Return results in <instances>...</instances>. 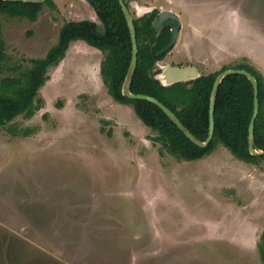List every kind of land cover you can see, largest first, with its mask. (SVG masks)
<instances>
[{"label": "rangeland", "instance_id": "rangeland-1", "mask_svg": "<svg viewBox=\"0 0 264 264\" xmlns=\"http://www.w3.org/2000/svg\"><path fill=\"white\" fill-rule=\"evenodd\" d=\"M55 2L36 20L2 15L0 81L44 57L67 21L103 29L89 0ZM129 4L134 17L152 8L157 21L179 16L162 72L248 63L264 75V0ZM103 57L73 41L49 68L35 112L0 126V264H263L264 159L241 160L221 143L201 159L170 153L110 94Z\"/></svg>", "mask_w": 264, "mask_h": 264}, {"label": "trees", "instance_id": "trees-1", "mask_svg": "<svg viewBox=\"0 0 264 264\" xmlns=\"http://www.w3.org/2000/svg\"><path fill=\"white\" fill-rule=\"evenodd\" d=\"M102 21L91 19L71 20L63 24L59 39L44 57L33 58L32 65L20 77H6L0 81V126L6 125L17 115H32L40 106L35 100L39 89L48 79L49 68L67 56L71 43L83 39L102 50L101 76L113 98L123 104L134 106L138 117L154 131L156 138L170 153L187 160L201 159L211 154L218 144L229 149L237 158L257 163L264 155L251 151L249 126L254 113V85L242 73H232L222 80L216 98L215 133L211 142L201 146L186 133L155 102L133 98L125 94L124 85L129 73L133 43L131 30L120 0H89ZM129 4V0H125ZM44 5L56 8L55 0L41 3L17 0H0V24L3 14L28 17L36 20ZM160 10L155 8L142 16L134 17L139 45L138 65L133 77L131 91L157 97L169 106L184 124L201 141H206L210 131V101L215 80L224 66L190 80L164 84L158 77L162 70L156 66L166 54L160 53L171 40V30L155 23ZM1 33V28H0ZM4 43L0 37V58H4ZM246 68L259 81L260 112L255 121L254 146L264 150V75L248 63ZM264 264V230L258 242Z\"/></svg>", "mask_w": 264, "mask_h": 264}, {"label": "water", "instance_id": "water-1", "mask_svg": "<svg viewBox=\"0 0 264 264\" xmlns=\"http://www.w3.org/2000/svg\"><path fill=\"white\" fill-rule=\"evenodd\" d=\"M17 1L41 3V2H45L47 0H17ZM120 3L122 5L123 11L125 13V16L127 18V21H128V24H129V27H130V30H131L132 43H133L132 61H131L129 73H128V76H127V80H126L125 85H124L125 94L130 96V97H133V98L147 99V100L155 102L157 105H159L170 116V118H172V120L186 133V135L191 140H193L194 142H196L197 144H199L201 146H206V145H208L211 142V140L214 137V133H215L216 98H217L218 89H219V86H220L222 80L224 79V77H226L227 75L232 74V73L245 74L253 82L254 92H255L254 113H253V117H252V120H251V123H250V126H249L250 148H251V151L253 153L264 155V150L263 149H257L254 146L255 121H256L257 116H258V114L260 112L259 81H258L256 75L253 74L252 72H250L246 68H237V67L228 68V69L224 70L223 72H221L220 74H218V76H217V78L215 80V83H214L212 94H211V101H210V131H209L208 139L206 141H201L196 135H194L191 132V130L184 124V122L178 117V115L169 106H167L165 103H163L160 99H158L155 96L149 95V94L133 93L131 91V85H132L133 77L135 75V72H136V69H137V65H138L139 45H138V38H137V28H136V25H135V22H134V16H133L128 4L125 2V0H120ZM162 18H169L170 19V24H171L172 29H173L172 30V38H171L170 42L160 52V53H167L176 44V42H177V40L179 38V30L180 29H179V24L174 20V19L178 18L177 15H175L174 13L168 12L164 16H162ZM156 23H158L159 31H161L163 24H160V19H159V21H156ZM163 73L166 74L167 82H164V80L160 76ZM200 75L201 74H200L199 70L193 65H184V66L171 65V66H168L167 68H165L163 70V72H161L159 74L160 79H161V81L164 84H171V83H174V82H177V81H182V80H190V79L196 78V77H198Z\"/></svg>", "mask_w": 264, "mask_h": 264}, {"label": "flooded vegetation", "instance_id": "flooded-vegetation-1", "mask_svg": "<svg viewBox=\"0 0 264 264\" xmlns=\"http://www.w3.org/2000/svg\"><path fill=\"white\" fill-rule=\"evenodd\" d=\"M153 9H155V8H152L151 10H153ZM150 10V11H151ZM159 16H160V13H159V15H158V17L156 18V20H155V23H156V21L158 20V18H159ZM178 18L177 19H174L178 24H179V29H180V23H179V16H177ZM157 25H158V23H156ZM160 24H163V26H162V29H161V31H159V32H162L163 31V29H165V28H169L170 30H171V34H172V26H171V24H170V19L169 18H161V21H160ZM158 27H159V25H158ZM179 32H180V30H179ZM171 38H172V36H171ZM175 46V45H174ZM161 52V51H160ZM163 54H167V53H163ZM166 56V55H165Z\"/></svg>", "mask_w": 264, "mask_h": 264}, {"label": "bare ground", "instance_id": "bare-ground-1", "mask_svg": "<svg viewBox=\"0 0 264 264\" xmlns=\"http://www.w3.org/2000/svg\"><path fill=\"white\" fill-rule=\"evenodd\" d=\"M161 78L164 80V82H167V78H166V74H165V73H163V74L161 75Z\"/></svg>", "mask_w": 264, "mask_h": 264}, {"label": "crops", "instance_id": "crops-1", "mask_svg": "<svg viewBox=\"0 0 264 264\" xmlns=\"http://www.w3.org/2000/svg\"><path fill=\"white\" fill-rule=\"evenodd\" d=\"M175 13V12H174ZM200 74H201V72H200Z\"/></svg>", "mask_w": 264, "mask_h": 264}]
</instances>
